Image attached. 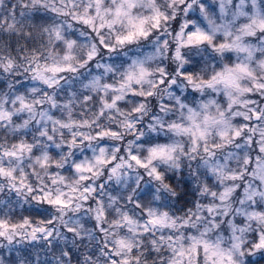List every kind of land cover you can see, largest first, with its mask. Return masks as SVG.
I'll use <instances>...</instances> for the list:
<instances>
[{
	"label": "clouds",
	"instance_id": "clouds-1",
	"mask_svg": "<svg viewBox=\"0 0 264 264\" xmlns=\"http://www.w3.org/2000/svg\"><path fill=\"white\" fill-rule=\"evenodd\" d=\"M182 3L183 0H38L34 6L33 0H0V219L16 225L14 231L6 233L13 236L11 244L0 239V260L10 264L11 256L17 255L19 249L31 253L24 258V264H64L69 258L62 261L60 257L67 246L75 250L76 258L71 264H107L103 246L115 249V241L124 238L133 243L143 241L138 250L140 264H162L158 254L149 257L145 250L152 230L137 235L145 219L144 208H158L161 202L148 199L139 209L129 202V196L142 198L157 189L163 192L160 184L169 183L153 182L145 175L147 169L138 168L128 159L130 153H135L146 160L152 145H170L173 150L171 160L154 159L150 166L169 177L176 172L177 179L179 171L184 173L182 181L169 192L173 201L187 195L184 189L189 187L204 203L221 209L229 207V218L236 220L239 217L234 210L241 206L245 186L264 193V168L255 167L257 158L264 162V152L259 150L264 138L256 135L257 143L247 145L243 139L232 140V128L228 126L243 123L240 116L232 113L246 108L235 104L229 108L223 85L194 90L177 71L195 69L194 79L202 80L225 64L247 62L257 69L258 76L264 75L257 68V61L264 59V51L259 48L260 32L255 30L254 36L241 38L243 43L257 46L251 61L246 59V53L236 50L231 51L229 60L203 43L181 47L185 61L181 64L173 53L180 43L176 32L186 19ZM207 4V18L194 14L198 17L196 26L216 44L233 43L232 37L240 36L241 25L249 22L254 5L256 10L264 11V0H225L223 16L218 11L219 0H207ZM237 4L249 15L233 20ZM228 21L231 36L225 37L217 26ZM169 79L175 83L161 82ZM239 83L241 87L249 85L247 79ZM231 95H237L236 90H231ZM209 98L214 104L207 114L216 120L206 125L199 102ZM255 98L264 103L260 96ZM181 104L200 113L195 118L197 124L207 127L205 138L196 137L195 145L191 133L170 127L191 124L188 107L182 108ZM137 108L139 111H134ZM248 123L257 131L264 129V117ZM191 126L195 129L196 124ZM100 132L106 134L98 136ZM221 132L225 135L221 136ZM237 143L240 147H236ZM21 144L23 149L18 147ZM245 155L249 157L247 165ZM206 162L218 165L219 171L210 172ZM75 164L81 165L80 170L73 167ZM174 164H180V169ZM192 171L200 173L201 181L217 196L232 184L236 188L225 201L212 200L191 181ZM232 174H240L239 179L232 180ZM44 193H48V200L60 197L65 203H47ZM34 196L41 199L34 200ZM164 203H169L167 197ZM256 205L264 210V196L256 198ZM124 214L136 223L123 222ZM173 214L182 215L183 210L177 213L173 209ZM25 216L30 225L53 230L58 251L53 252L42 240L28 238L31 227H21ZM205 222L202 220L193 229H181L185 242L189 232L199 234ZM251 227L264 230V220ZM160 234L155 232L156 236ZM163 234L168 235L169 230ZM217 236L223 237V247L230 246V234L222 229L206 234L213 242ZM162 252L166 260L169 253ZM200 264H204L203 255Z\"/></svg>",
	"mask_w": 264,
	"mask_h": 264
},
{
	"label": "snow or ice",
	"instance_id": "snow-or-ice-1",
	"mask_svg": "<svg viewBox=\"0 0 264 264\" xmlns=\"http://www.w3.org/2000/svg\"><path fill=\"white\" fill-rule=\"evenodd\" d=\"M34 6L38 4V0H33ZM21 7H26L21 5ZM181 8L185 14L186 19L180 23L179 30L176 32L177 40L180 42L177 46V50L173 53L175 58L183 64L184 58L180 52L181 47H193L206 43L215 53L224 55L230 60L231 51L236 50L242 53H246V59L251 61L254 57V53L257 50V46L251 44H245L241 41L244 36H254L255 30L260 32V50L264 51V11L256 10L255 5L253 6L254 11L251 13V18L248 23L241 25L240 36L232 37L233 43L227 41L221 43H213L211 36L203 31L200 27L196 26L195 13H199L201 17L207 18L210 8L207 4V0H183ZM16 5L12 6V12L15 14ZM218 11L223 16L225 14V0H219ZM23 15V12L20 13ZM249 15L248 12L242 9L241 4L236 5V9L232 14L234 20L238 16ZM87 22V20H85ZM231 21H228L222 25L217 26L223 30L225 37L231 36ZM59 38V32L55 33ZM71 46V41L68 42ZM257 68L264 71V59L257 61ZM180 78L187 82V85L194 90H203L207 88H215L217 85H223L225 88V95L228 97V107L231 108L234 104L246 108V111L233 112V116H240L243 123H239L238 127H232L231 139L240 140L243 139L245 144L252 145L257 143L254 139L256 135L264 138V129L257 131V128L249 124V120H260L264 117V103L258 101L255 97L260 96L261 100H264V75H257V69H254L250 63L242 62L236 64H225L223 68H220L214 72L208 79L196 80L194 79V71H186L183 69L177 70ZM241 79H247L249 81L248 86L241 87L239 81ZM166 82L174 84V79H169ZM51 86V85H50ZM231 90H236L237 95H231ZM255 90V91H253ZM195 96V92L193 93ZM240 97H245L241 99ZM21 99V98H18ZM87 99V97H85ZM118 98L113 97V101ZM181 97H177V103H180ZM23 105V101L21 99ZM191 103V101H189ZM214 101L209 98L207 101L199 102L200 109L204 110V122L207 125L210 122H215L214 116L207 114V109L210 105H213ZM256 105H259L258 107ZM182 108L188 107L186 104L180 105ZM219 108V106H217ZM139 111V108L134 109ZM200 115L193 108L188 107L187 119L191 124H196L195 129L192 128L191 124L188 127H181L176 124H171L170 127L177 131L184 133H191L194 137L193 144L197 143L196 137L204 139L207 127L201 128L197 124L196 117ZM223 117V113H220ZM227 123L226 121H224ZM151 127V126H150ZM105 132L98 133V136L105 135ZM111 135L115 136V132H111ZM221 136L225 133L221 132ZM226 143H231V140H226ZM145 143L152 144L151 140H146ZM19 148L23 149L24 145H18ZM215 147H219L218 145ZM236 147H240L237 143ZM173 147L170 145H152L148 148V156L146 160H142L135 153H130L128 159L132 161L138 168L147 169L145 175L150 177L153 182H162L168 180V184H160V188L164 189L163 192L157 189L155 193H149L147 196L142 198H134L129 196V202L137 209L141 208L143 202L148 199H155L160 201L158 208H144V222L139 226L137 235H143L152 230V238L147 241L145 250L147 256L151 257L153 253L160 256L162 264H200L201 255H203L204 264H264V230L257 228L252 230V224L264 220V210H260L259 206L256 205V198L258 196H264V193L258 192L255 189H251L245 186V191L240 199V207L235 208V215L239 219L233 220L229 218L232 215V210L225 206L222 209L213 203H204L200 197L194 196L191 193L189 187L184 189L187 195L176 197L175 201L172 200V196L169 195L171 189H175L178 184L182 181L184 176L183 171H179L180 179H177V173L174 172L172 177L162 174V171L155 166H150L154 159H165L171 160ZM259 150L264 152V144L259 145ZM209 156L213 153L208 151ZM9 153H5L8 155ZM15 155V153H10ZM249 163L248 155H245L244 164ZM176 169H180V164L173 165ZM210 172H218L219 166L213 165L206 162ZM76 170H80L81 165L75 164L73 166ZM257 168H264V162H261L257 158L255 165ZM241 169V174L243 173ZM3 173V169H0V174ZM11 176V172L8 173ZM200 173L192 171L190 174L191 181L195 182L199 187L201 194H206L208 198L212 200L219 199L225 201L235 190L236 185L232 184L224 189L223 192L217 196L216 192L209 191L207 183H204L200 179ZM240 174H232L231 179H239ZM119 179V176H117ZM264 179V178H262ZM141 182L140 178H136V183ZM12 186V185H10ZM171 186V188L169 187ZM14 187V186H12ZM23 187V185H21ZM31 192V187L28 188ZM89 191L88 189L85 190ZM167 197L169 203H164V199ZM43 198L47 203L63 205L65 202L60 197H56L53 200H48V193L43 194ZM34 200L41 199L40 196H34ZM85 199L87 197L85 196ZM195 199V203L192 200ZM173 209L177 213L183 210L182 215L173 214ZM207 212V217L204 213ZM125 223H136L127 214L122 217ZM206 221L203 229L199 234H191L189 232L187 236V242H185V235L181 229H193L202 221ZM225 222L227 227L225 228ZM119 223V222H117ZM25 225L31 227V232L28 233V238L32 241L42 240L53 252L58 251V246L53 240V230L44 226L36 227L29 224L27 216L24 217L21 227ZM16 225H9L5 220L0 219V239H7L8 243L11 244L13 240L12 235H6L11 230L14 231ZM169 230L168 235H164V230ZM214 229H222L225 233L230 234L231 244L225 248L222 246V236H217L215 242L206 238V234ZM68 232H72L73 229H66ZM156 231H160L159 236L155 235ZM179 233V234H177ZM17 237L19 233L16 234ZM58 235V233L56 234ZM78 235V234H77ZM143 241L138 240L133 243L131 240H125L124 238H118L115 241L116 248L113 249L111 246L105 244L103 246L102 255L107 260V264H132L133 261L136 264H140V254L138 250L141 247ZM150 248V250H148ZM163 251L169 253L167 259H164ZM17 255L11 256L10 264H24V258L30 257L31 253L24 250H16ZM122 252L127 253L122 255ZM255 257V259H254ZM64 258H69L64 261ZM75 250L72 247H65L60 259L64 261V264H71V260L75 259ZM85 261L88 257L84 258ZM0 264H6L4 260H0Z\"/></svg>",
	"mask_w": 264,
	"mask_h": 264
}]
</instances>
